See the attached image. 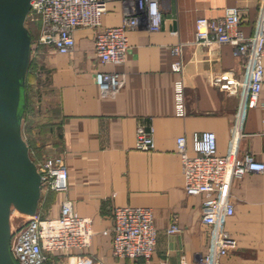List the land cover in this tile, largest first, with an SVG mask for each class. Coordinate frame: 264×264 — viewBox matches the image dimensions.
Wrapping results in <instances>:
<instances>
[{"label":"crops","instance_id":"1","mask_svg":"<svg viewBox=\"0 0 264 264\" xmlns=\"http://www.w3.org/2000/svg\"><path fill=\"white\" fill-rule=\"evenodd\" d=\"M260 0H163L157 31L140 25L128 32V51L119 65L100 63L94 53V31L76 29L74 47L67 54L51 46H37L42 60L32 75L31 108L21 121L31 135L30 148L63 158L67 169L64 193L41 194L39 210L56 216L62 201L91 220V245L70 249L54 262L76 264H198L210 229L201 221L203 195H188L183 188L176 138L190 145L195 132L216 137L217 152L228 154L237 120L241 89L217 88L214 77L243 80L242 59L228 44L194 41L199 17L219 18L228 7L241 12L238 26L244 36L255 33ZM102 26H117L121 7L107 5ZM174 46L180 47L181 71L173 69ZM30 42L29 62L32 50ZM259 101L246 111L239 155L251 153L264 164V56ZM97 72H117L123 86L102 95L95 83ZM182 82L185 114L174 110V85ZM138 127L152 133L154 149H135ZM29 135V136H30ZM233 214L224 227L236 246L220 264H264V170L236 178L230 186ZM148 207L153 213L155 245L148 262L114 258L111 252L112 212L122 206ZM175 220L178 232L167 233Z\"/></svg>","mask_w":264,"mask_h":264},{"label":"built area","instance_id":"2","mask_svg":"<svg viewBox=\"0 0 264 264\" xmlns=\"http://www.w3.org/2000/svg\"><path fill=\"white\" fill-rule=\"evenodd\" d=\"M116 1L121 7V21L117 26L103 27L102 16L107 5ZM163 0H31L26 21L36 24L38 46H51L59 54H67L74 47L76 29L94 31V53L100 63L119 65L124 62L129 45L128 32L144 25L157 31L162 21ZM241 12L228 7L219 18L199 17L195 21L194 41L204 46L228 44L233 54L242 59L243 80L237 82L214 77L217 88L241 89L237 120L232 132L228 154L217 152L213 132H195L191 142L184 136L176 138V154L180 160L183 188L188 195H203L201 221L210 229L204 253L197 258L198 264H220L235 240L224 227V221L233 214L230 202V186L234 179L247 173L262 172L264 164L251 153L239 155L236 145L241 138V126L246 111L257 106L262 88L264 56V0L258 4L255 33L244 36L238 26ZM176 60L173 69L181 71L180 47L172 49ZM95 83L102 95L114 94L123 86V78L117 72H97ZM264 106V105H263ZM174 110L177 116L185 114L182 82L174 85ZM134 147L148 152L154 149L152 133L138 127ZM40 176L41 194L64 193L67 190V169L59 155L34 162ZM28 215L20 225L10 228L9 252L16 264H62L56 258L70 249L84 250L91 245V220L79 216L68 200L61 202L56 216L45 215L39 210ZM175 220L167 233L178 232ZM155 245L153 213L148 207L122 206L112 212L111 252L114 258L148 262ZM76 264H96L92 259L78 260Z\"/></svg>","mask_w":264,"mask_h":264},{"label":"water","instance_id":"3","mask_svg":"<svg viewBox=\"0 0 264 264\" xmlns=\"http://www.w3.org/2000/svg\"><path fill=\"white\" fill-rule=\"evenodd\" d=\"M30 1L0 0V264H16L9 252L11 209L33 215L40 198V176L21 134Z\"/></svg>","mask_w":264,"mask_h":264},{"label":"rangeland","instance_id":"4","mask_svg":"<svg viewBox=\"0 0 264 264\" xmlns=\"http://www.w3.org/2000/svg\"><path fill=\"white\" fill-rule=\"evenodd\" d=\"M25 27L28 30V32L30 33L31 45H32L31 48L33 50L31 52V55H30L29 68H28V73H27V78H26V99H27L26 107L28 109H30L31 108V94H32V90H33L31 87V81H32L31 79H32V75H34V71L36 70V68H37L38 64L40 63V61L42 60V58H41V55L38 54L39 48H37L38 45L36 44L37 31H38L36 24H32L30 22L25 21ZM21 134H22V138L24 139L25 142L27 141V138L28 139L31 138L30 132L25 125L22 126ZM29 156H30L32 161L40 162L43 158L48 157V156H53V155L47 153L43 149H37L36 150V149L30 148L29 149ZM27 219H28L27 216H23L14 208L11 209V212H10L11 228H14V227L20 225L21 223H23Z\"/></svg>","mask_w":264,"mask_h":264},{"label":"trees","instance_id":"5","mask_svg":"<svg viewBox=\"0 0 264 264\" xmlns=\"http://www.w3.org/2000/svg\"><path fill=\"white\" fill-rule=\"evenodd\" d=\"M30 34V33H29ZM30 39H31V37H30ZM25 113V112H24ZM26 144H27V146H28V151H29V149H30V146H29V143L26 141Z\"/></svg>","mask_w":264,"mask_h":264},{"label":"bare ground","instance_id":"6","mask_svg":"<svg viewBox=\"0 0 264 264\" xmlns=\"http://www.w3.org/2000/svg\"><path fill=\"white\" fill-rule=\"evenodd\" d=\"M21 214V213H20ZM23 216H27V215H24V214H22ZM9 225H10V218H9ZM10 228H11V225H10Z\"/></svg>","mask_w":264,"mask_h":264}]
</instances>
